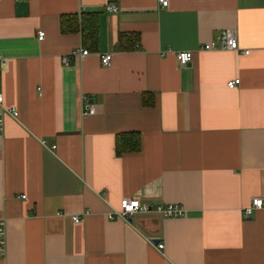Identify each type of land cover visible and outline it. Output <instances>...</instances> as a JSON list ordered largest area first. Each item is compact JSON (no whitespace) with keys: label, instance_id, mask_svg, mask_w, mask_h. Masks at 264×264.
Listing matches in <instances>:
<instances>
[{"label":"crops","instance_id":"0c3cea01","mask_svg":"<svg viewBox=\"0 0 264 264\" xmlns=\"http://www.w3.org/2000/svg\"><path fill=\"white\" fill-rule=\"evenodd\" d=\"M169 3L2 0L0 264H264V208L243 213L264 199V0ZM91 11L96 47L64 64L87 48L61 16ZM227 28L249 54L202 48ZM125 132L141 146L119 155ZM126 196L187 215L110 219Z\"/></svg>","mask_w":264,"mask_h":264},{"label":"built area","instance_id":"2783aa9c","mask_svg":"<svg viewBox=\"0 0 264 264\" xmlns=\"http://www.w3.org/2000/svg\"><path fill=\"white\" fill-rule=\"evenodd\" d=\"M2 0H0L1 5ZM159 3L164 7L169 6V0H159ZM106 9L111 12H118L119 7L114 4H107ZM37 36H39L40 40H43L45 36L44 30H39ZM203 49L209 50V49H216V48H225L234 52L242 51L244 54H249L250 50H242L241 45L239 44L238 40V32L233 29H223V32L216 38L209 43H205L201 45ZM89 53L88 49L80 48L78 50L72 51L69 55H66L63 57L64 64H69V60L72 56H78L82 55L85 56ZM194 58V52L191 50H180V52L176 53V59L179 62V64H189L192 62ZM101 63L104 66H110L112 65L113 60V53L109 52L105 55H101L100 57ZM4 65V59L0 56V105H3L4 102V95L1 90V76H2V68ZM241 82L240 78L230 80L228 82V86L230 88H234L239 85ZM83 116L87 115H93L96 112V107H93L90 104L89 98L87 96L83 97ZM12 114L14 117H18L19 112L18 110H12ZM4 119L2 117V114H0V135L4 131ZM22 198H25V195L21 196ZM264 208V199L262 197L254 198L249 206L244 208V216L250 217L252 216L257 210ZM151 211H157L165 218H182L187 215V208L183 207V205L179 203H170V204H157L154 208H152L149 204L144 203L141 201V199L137 197H131L126 196L122 199L120 203L119 209H114L112 212L108 214L110 219L120 218L123 220H130L133 215L141 212H151ZM73 220L75 222H81L83 220L82 217L78 215L73 216ZM6 226L4 220H0V256H3L6 251ZM165 246L164 243H158V248L163 249Z\"/></svg>","mask_w":264,"mask_h":264},{"label":"trees","instance_id":"16d2710c","mask_svg":"<svg viewBox=\"0 0 264 264\" xmlns=\"http://www.w3.org/2000/svg\"><path fill=\"white\" fill-rule=\"evenodd\" d=\"M62 33H76L79 31L82 35L83 46L87 49L95 48L98 40V12H82L80 14H63L60 18ZM130 35H122L120 43L123 38ZM120 48L127 49L126 46ZM141 146V135L139 133L128 132L117 135L116 150L119 155L125 152L139 151Z\"/></svg>","mask_w":264,"mask_h":264}]
</instances>
